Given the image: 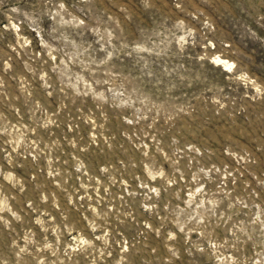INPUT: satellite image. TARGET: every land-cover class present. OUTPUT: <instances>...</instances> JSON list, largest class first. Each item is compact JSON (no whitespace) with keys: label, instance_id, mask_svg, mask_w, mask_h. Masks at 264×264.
Returning <instances> with one entry per match:
<instances>
[{"label":"clouds","instance_id":"1","mask_svg":"<svg viewBox=\"0 0 264 264\" xmlns=\"http://www.w3.org/2000/svg\"><path fill=\"white\" fill-rule=\"evenodd\" d=\"M0 264H264V0H0Z\"/></svg>","mask_w":264,"mask_h":264}]
</instances>
